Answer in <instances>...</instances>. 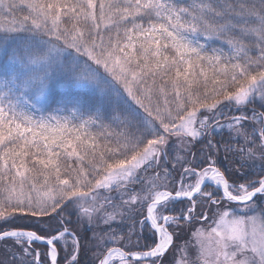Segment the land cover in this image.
I'll return each mask as SVG.
<instances>
[{
	"label": "snow or ice",
	"instance_id": "6c2138e0",
	"mask_svg": "<svg viewBox=\"0 0 264 264\" xmlns=\"http://www.w3.org/2000/svg\"><path fill=\"white\" fill-rule=\"evenodd\" d=\"M0 247L264 264V0H0Z\"/></svg>",
	"mask_w": 264,
	"mask_h": 264
},
{
	"label": "trees",
	"instance_id": "16d2710c",
	"mask_svg": "<svg viewBox=\"0 0 264 264\" xmlns=\"http://www.w3.org/2000/svg\"><path fill=\"white\" fill-rule=\"evenodd\" d=\"M215 139H216V141L219 143L221 137L218 135ZM224 139H227V134H226V133H225V135H224ZM220 159H221V161L224 160V153H223V152H221ZM178 207H180V206L178 205ZM0 259H5V260H7V255H6V253H5L4 249H3V247H0Z\"/></svg>",
	"mask_w": 264,
	"mask_h": 264
}]
</instances>
